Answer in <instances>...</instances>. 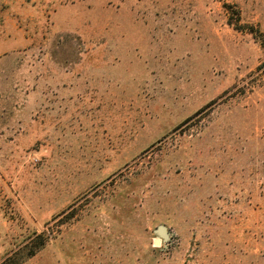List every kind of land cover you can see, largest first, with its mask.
I'll return each instance as SVG.
<instances>
[{
	"label": "rangeland",
	"instance_id": "374dc122",
	"mask_svg": "<svg viewBox=\"0 0 264 264\" xmlns=\"http://www.w3.org/2000/svg\"><path fill=\"white\" fill-rule=\"evenodd\" d=\"M263 38L264 0H0V264H264Z\"/></svg>",
	"mask_w": 264,
	"mask_h": 264
},
{
	"label": "trees",
	"instance_id": "16d2710c",
	"mask_svg": "<svg viewBox=\"0 0 264 264\" xmlns=\"http://www.w3.org/2000/svg\"><path fill=\"white\" fill-rule=\"evenodd\" d=\"M259 42H260V45H261V47H262V49L264 51V38L260 39ZM258 68H263L264 69V60L261 62V64L258 66ZM263 72H264V70H263Z\"/></svg>",
	"mask_w": 264,
	"mask_h": 264
},
{
	"label": "water",
	"instance_id": "95a60500",
	"mask_svg": "<svg viewBox=\"0 0 264 264\" xmlns=\"http://www.w3.org/2000/svg\"><path fill=\"white\" fill-rule=\"evenodd\" d=\"M162 231H164V230L162 229ZM155 243H156V244L158 243L157 240L155 241Z\"/></svg>",
	"mask_w": 264,
	"mask_h": 264
}]
</instances>
